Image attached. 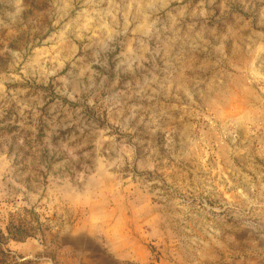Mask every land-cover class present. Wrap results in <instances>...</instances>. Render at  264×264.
<instances>
[{"label":"rangeland","instance_id":"1","mask_svg":"<svg viewBox=\"0 0 264 264\" xmlns=\"http://www.w3.org/2000/svg\"><path fill=\"white\" fill-rule=\"evenodd\" d=\"M0 264H264V0H0Z\"/></svg>","mask_w":264,"mask_h":264}]
</instances>
